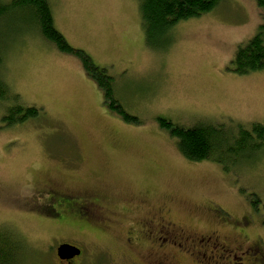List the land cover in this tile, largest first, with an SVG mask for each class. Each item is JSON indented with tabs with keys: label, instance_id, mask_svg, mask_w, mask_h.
Instances as JSON below:
<instances>
[{
	"label": "rangeland",
	"instance_id": "rangeland-1",
	"mask_svg": "<svg viewBox=\"0 0 264 264\" xmlns=\"http://www.w3.org/2000/svg\"><path fill=\"white\" fill-rule=\"evenodd\" d=\"M49 1L57 29L107 69L118 103L139 120L110 108L81 59L47 41L24 8L10 10L0 24V73L20 103L42 109L7 125L8 103L0 102V244L9 238L10 264H67L56 255L64 241L83 247L73 264H143L122 236L135 216L168 207L205 229L224 226L212 209L236 223L248 218L240 225L249 242L260 241L264 259V143L224 169L216 160H188L159 120L231 132L264 122V69L234 68L237 50L263 22L258 0H220L152 41L139 0ZM51 183L102 194L112 222L86 221L52 201Z\"/></svg>",
	"mask_w": 264,
	"mask_h": 264
},
{
	"label": "trees",
	"instance_id": "trees-1",
	"mask_svg": "<svg viewBox=\"0 0 264 264\" xmlns=\"http://www.w3.org/2000/svg\"><path fill=\"white\" fill-rule=\"evenodd\" d=\"M219 1L139 0L147 40L152 41L153 38L163 37L171 29L170 27L181 20L200 16L215 9ZM258 2L262 10L263 22L260 23L261 25L253 38L242 44L234 57V68L241 74L264 69V0H258ZM18 6L28 12V17L35 23L34 27L37 26V30L47 41L56 45L60 51L77 55L81 59L87 74L92 75L98 87L104 90L105 102L108 103V100L110 101L108 103L110 108L115 109L122 116V119L133 122L139 120L136 115H131L118 103L117 98L113 95L112 76L107 75V69L95 65L89 54L82 49L74 48L68 43L65 35L57 29L49 0H12L11 3L6 0H0L1 25L8 18L11 13L10 10ZM3 40L4 36L0 28V66L3 64L4 59ZM97 74L99 77L96 76ZM0 102L8 103L7 110L2 115V121L7 125L17 122L23 123L29 118L38 116L42 110L36 105L20 103L18 94L10 88L1 73ZM159 120L161 126L168 129L170 134L177 139L178 149L181 150L188 160H216L223 165L224 169H230L229 161L232 160L229 158L235 159L241 151L256 150L264 143V122L238 127L235 132H231L215 125L202 124L201 126L186 128L175 125L168 118H159ZM51 209L52 211L54 210L53 208ZM80 214L83 215L82 212ZM7 238H4L6 245L0 244V264H10L16 260L15 254L8 250L7 245L10 241ZM258 264H264V259L259 261Z\"/></svg>",
	"mask_w": 264,
	"mask_h": 264
},
{
	"label": "flooded vegetation",
	"instance_id": "flooded-vegetation-1",
	"mask_svg": "<svg viewBox=\"0 0 264 264\" xmlns=\"http://www.w3.org/2000/svg\"><path fill=\"white\" fill-rule=\"evenodd\" d=\"M53 184L48 186V195L52 201L75 208L79 217L82 212L86 221L112 222L106 215V199L102 194L96 191H60L61 188L54 187ZM171 208L149 210L146 215L135 216V225L133 223L128 227L127 233L122 236L128 250L132 248L130 251L143 264H258L263 260L260 241L249 242V235L244 226L240 225H249L248 218L239 219L236 223V220L221 213V209L216 207L212 212L217 211V219L225 222L222 224L224 226L205 229L195 221L193 225L180 221L169 212ZM229 222L232 223L230 226ZM222 227H225L224 231ZM77 258L78 256L72 260H59L73 264Z\"/></svg>",
	"mask_w": 264,
	"mask_h": 264
},
{
	"label": "water",
	"instance_id": "water-1",
	"mask_svg": "<svg viewBox=\"0 0 264 264\" xmlns=\"http://www.w3.org/2000/svg\"><path fill=\"white\" fill-rule=\"evenodd\" d=\"M81 249L75 245L63 242L61 245L57 248V255L61 259H73L75 256L80 255Z\"/></svg>",
	"mask_w": 264,
	"mask_h": 264
}]
</instances>
